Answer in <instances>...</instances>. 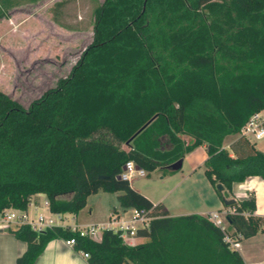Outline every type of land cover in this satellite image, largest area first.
I'll use <instances>...</instances> for the list:
<instances>
[{"label": "trees", "instance_id": "trees-1", "mask_svg": "<svg viewBox=\"0 0 264 264\" xmlns=\"http://www.w3.org/2000/svg\"><path fill=\"white\" fill-rule=\"evenodd\" d=\"M262 109L264 0H103L91 40L54 85L27 104L0 88V211L26 210L41 192L51 212L77 213L89 194L119 191L122 206L151 216L137 230L146 239L15 223L8 229L25 248L14 264H33L56 237H74L89 264H246L208 214L172 215L120 173L131 159L147 174L172 172L206 143L205 173L231 198L235 181L264 180V151L241 133ZM226 206L232 235L264 230L253 195Z\"/></svg>", "mask_w": 264, "mask_h": 264}, {"label": "rangeland", "instance_id": "rangeland-1", "mask_svg": "<svg viewBox=\"0 0 264 264\" xmlns=\"http://www.w3.org/2000/svg\"><path fill=\"white\" fill-rule=\"evenodd\" d=\"M102 1L0 0V88L27 104L54 85L91 40L95 9ZM233 136L229 134L226 140ZM185 138L193 139L189 134ZM191 160L185 156L180 169L164 173L159 167L135 177L132 183L154 200L168 194L167 202L174 210L176 205L187 204V180L183 182V176L190 170L194 158ZM180 182L183 184L174 190ZM118 193L104 190L92 193L88 204L80 210L81 218H88L89 205H93L92 212H100L101 216L108 212L109 203L114 201L120 206L116 199ZM126 212L129 216L133 210ZM37 213L32 210L30 215L35 217ZM71 216L70 212L52 214L55 224L70 223ZM260 241H264V230L252 239L244 238V245L254 260L261 258L255 248Z\"/></svg>", "mask_w": 264, "mask_h": 264}, {"label": "crops", "instance_id": "crops-1", "mask_svg": "<svg viewBox=\"0 0 264 264\" xmlns=\"http://www.w3.org/2000/svg\"><path fill=\"white\" fill-rule=\"evenodd\" d=\"M261 115L264 117V109L260 111ZM234 136L224 140V145L226 147L237 138L240 133H233ZM255 141L256 146L264 151V136L258 139H252ZM186 157H189L190 161L194 158L193 162L190 163V170L187 171V174L183 176L184 180H187V204L176 205L173 210V207L167 202V195L161 196L158 200H154L150 195H146L153 202H163L165 208H167L172 215H180L187 213H200L207 214L212 210H219L224 213L229 207L226 206L223 196L220 194V190L217 188V185H214L208 176L205 173L204 161L208 156L207 144L202 143L197 145L192 150L188 151L185 154ZM184 156V157H185ZM184 162V158H183ZM176 171V170H174ZM180 182L173 189L183 184ZM131 184L133 185L132 181ZM134 186V185H133ZM135 187V186H134ZM136 188V187H135ZM172 189V190H173ZM140 190V189H139ZM170 190V191H172ZM100 191V190H99ZM141 191V190H140ZM224 191V190H223ZM109 192V191H107ZM233 197L236 199H244L253 195L256 199V209L255 214L263 217L264 219V180L259 175L248 176L243 181H235L233 183ZM92 194V193H91ZM89 194L86 198V204L81 208L83 209L88 204V198L91 195ZM46 196L44 193H35L31 197V201L26 209V212L31 216V212L38 211V213L45 214L47 216H52L56 212H51L48 207H46L44 200ZM118 199V194L117 198ZM119 202V199H118ZM120 203V202H119ZM80 209V210H81ZM114 209L116 211H114ZM128 209H132V215L126 214ZM80 210L77 213H72L71 222L65 223L69 225L82 226L86 224H107L110 220L113 212L118 213V215L123 220H130L134 214V207H124L120 204L117 205V202H111L108 204V212L104 216L100 215V212H92L93 205H89L88 208V218L82 219ZM37 213V214H38ZM64 213V212H63ZM58 214V213H56ZM62 218V217H61ZM82 219V220H81ZM264 223V220H263ZM10 223H7L0 219V264H14L16 256L21 253L25 248V241L17 238L9 229L8 226ZM259 231L246 239H252L257 236ZM145 236L137 235L131 243L144 241ZM241 254L243 255L246 264H263L264 263V241L258 242L255 245L256 253L261 254L260 259H253L250 249L244 245V238L241 240L240 246L237 247ZM33 264H89L81 253V250H75L72 245L65 243L63 238L56 237L49 240L46 243V246L40 254L35 258Z\"/></svg>", "mask_w": 264, "mask_h": 264}, {"label": "built area", "instance_id": "built-area-1", "mask_svg": "<svg viewBox=\"0 0 264 264\" xmlns=\"http://www.w3.org/2000/svg\"><path fill=\"white\" fill-rule=\"evenodd\" d=\"M241 133L251 139H258L264 136V117L261 115L260 111L253 113L247 122L243 125ZM147 175V170L143 167H138L136 162L131 159L128 160L120 176L124 179L130 180V182L137 176ZM46 207H48L47 199L44 200ZM232 211L231 208L227 209L224 213L219 210H212L208 214L209 218L218 226H220L226 233L225 239L229 241L232 248H237L240 246L241 240L240 234L232 235L229 231V220L227 218L228 212ZM61 218V216H59ZM0 219L10 223H28L33 229L40 230L46 226H51L54 224V219L52 216H47L42 213H38L35 217L29 216L26 210H21L15 207L4 208L0 211ZM151 220V216H148L143 211L136 209L130 220H123L118 213L113 212L110 220L107 224H86L82 226L70 225L72 229H76L80 235H86L92 238H100L102 231L105 227H111L114 229H122V236L125 241L132 242L133 239L138 235L139 227H148ZM65 243L68 245H73L75 240L74 237H69L64 239ZM84 257L88 256V253L81 250Z\"/></svg>", "mask_w": 264, "mask_h": 264}, {"label": "water", "instance_id": "water-1", "mask_svg": "<svg viewBox=\"0 0 264 264\" xmlns=\"http://www.w3.org/2000/svg\"><path fill=\"white\" fill-rule=\"evenodd\" d=\"M183 166V159H179L171 164L168 165V168L170 170H178L180 169L181 167ZM139 167V166H138ZM217 188L220 190V191H223L225 186L223 183L219 182L217 183ZM236 198L235 197H231V198H227V197H224V202L225 204H230L232 203Z\"/></svg>", "mask_w": 264, "mask_h": 264}]
</instances>
